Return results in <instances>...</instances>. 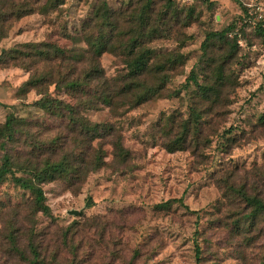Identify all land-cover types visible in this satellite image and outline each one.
<instances>
[{
	"label": "rangeland",
	"instance_id": "obj_1",
	"mask_svg": "<svg viewBox=\"0 0 264 264\" xmlns=\"http://www.w3.org/2000/svg\"><path fill=\"white\" fill-rule=\"evenodd\" d=\"M144 1L31 0L34 11L12 23L0 40V53L23 42L85 51V36L100 33L94 13L105 4L111 22L102 27L108 49L97 60L112 85L127 71L125 62L132 55L124 46L136 35V14ZM172 4L167 9L164 0L150 3L148 28L156 33L147 45L156 50L154 62L168 52L181 54L182 61L163 70L169 80L141 103L129 106L134 104L129 94L116 97L115 108L97 102L80 109L78 115L102 133L93 140L80 124L72 131L66 115L41 109L35 89H21L28 70L0 63V125L8 113L23 120L22 133L7 145L14 164L30 157L36 146L49 150L55 138L56 153L78 158L79 168L76 178L70 173L68 179L40 184L51 217L33 211L30 190L10 177L0 183V264H30L29 241L42 256L41 264H264V213L254 210L248 198L264 201V33L249 22L238 0ZM164 14L166 25L159 23ZM231 23L239 33L236 52L228 54L227 45L215 40L203 52L205 34ZM216 67L224 77L209 99L194 83L182 86L191 70L198 82H212ZM46 90L73 100L53 85ZM191 108L202 117L199 145L208 137L209 142L195 154L192 147L166 150L164 142L173 138L171 118L184 119ZM108 126L128 150L125 158L114 154V136L104 133ZM97 150L103 163L91 170ZM42 152L39 158L49 155ZM10 231L26 258L11 250Z\"/></svg>",
	"mask_w": 264,
	"mask_h": 264
},
{
	"label": "trees",
	"instance_id": "obj_2",
	"mask_svg": "<svg viewBox=\"0 0 264 264\" xmlns=\"http://www.w3.org/2000/svg\"><path fill=\"white\" fill-rule=\"evenodd\" d=\"M151 2L152 0H145L136 14V35L132 36L124 46L125 54L132 55L125 62L127 71L124 75L116 78L117 82L112 85H109V82L104 78L102 68L97 60V57L108 49L109 40L103 34L104 28L102 27L105 24L110 25L111 22H109L108 9L105 4L94 13L95 18L98 21L100 20L98 24L100 33L94 37L85 36L84 42L87 46L85 51L76 48H64L52 43L23 42L15 44L11 48L2 49L0 63H12L30 72L28 78L22 83L21 89L25 91L35 89L40 94L36 104L41 109L54 115H66L68 123L74 127L72 131H75V127L80 124L86 127V131L91 132L92 140L98 138L102 134L98 125L87 124V121L81 115H78L80 109L94 107L97 102L115 108L118 107L116 97L120 95L128 96L129 94L132 97L130 101L134 99V104L130 102L129 106L141 103L163 89L165 83L169 80V76L163 73V70L170 69L182 61L181 54H172L171 52H168L169 55H163L161 61L154 62L152 59L156 50L150 44L147 45L152 41L150 39L152 35L156 33V30L148 28L150 20L148 9ZM164 5L167 9H172V0H164ZM243 10L247 15V9L243 7ZM33 11L34 6L31 0H0V40L7 36L15 20ZM175 17H179L178 13H175ZM163 18L164 21L157 20V22L160 21L159 23L166 25L167 14L160 16V19ZM253 27L260 34L264 33V29L259 25ZM238 35L239 33L235 31L232 23L220 30H210L205 34L201 44L203 52H206L209 43L215 40L227 45L228 54H234L239 43ZM141 39L146 40L141 41ZM142 44H144V47H142ZM84 53H87V55ZM215 70L214 78L209 83L198 82L194 71L191 70L182 86L194 83L200 94L205 96V99H209L210 90H214V86L222 81L224 77L222 68L216 67ZM149 75L156 79L153 78L152 82H148L146 78ZM48 85H53L56 91H65L67 97L73 100L65 101L50 96L46 90ZM91 87L95 88V91ZM169 118L171 117L169 116ZM201 119V114L194 108L190 109L184 119L180 118L177 121L176 118H171V125H173L169 127L168 132L173 134V138L164 142V148L171 152L178 149H191L192 147L195 154L200 146L204 147L209 142V137L204 139V142L206 141L204 144L199 145V123ZM260 119L264 123V115L260 116ZM22 121L21 118L8 113L4 122L0 125V148L2 149L0 183L10 177L20 188L30 190L33 211L51 217V211L45 203L44 192L40 184L54 179H68L70 173H74L76 178L79 168L75 160L78 158L72 161L68 153L57 154L55 147L58 144L53 138V146L49 150H43L42 152L36 146L30 151V157L20 164H14L13 156L8 152L7 145L16 142L18 135L22 133ZM107 131L108 134L114 136L112 141L114 154L125 158L128 155V150L124 148L120 136L114 132L111 126H108L104 133L107 134ZM209 134L211 135V132ZM38 152H48L49 155L39 158ZM53 155L54 157H52ZM102 163L101 153L97 150L94 152L91 170L97 169ZM16 172H20V174H16ZM248 198L254 210L264 213V201L256 196ZM6 238L11 250L20 258H26L23 249L16 244V236L12 231L8 232ZM194 245V255L197 262L200 250L198 244L195 243ZM27 247L31 253L30 264H41L43 261L42 256L36 250L34 243L29 241Z\"/></svg>",
	"mask_w": 264,
	"mask_h": 264
},
{
	"label": "built area",
	"instance_id": "obj_3",
	"mask_svg": "<svg viewBox=\"0 0 264 264\" xmlns=\"http://www.w3.org/2000/svg\"><path fill=\"white\" fill-rule=\"evenodd\" d=\"M247 9V19L253 26L264 29V2L256 0H238Z\"/></svg>",
	"mask_w": 264,
	"mask_h": 264
},
{
	"label": "water",
	"instance_id": "obj_4",
	"mask_svg": "<svg viewBox=\"0 0 264 264\" xmlns=\"http://www.w3.org/2000/svg\"><path fill=\"white\" fill-rule=\"evenodd\" d=\"M68 212L69 213H72V214H77L78 213V210H69Z\"/></svg>",
	"mask_w": 264,
	"mask_h": 264
}]
</instances>
